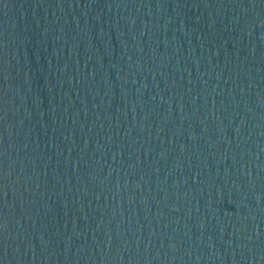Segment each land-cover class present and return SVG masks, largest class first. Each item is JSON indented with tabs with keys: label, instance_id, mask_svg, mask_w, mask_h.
Instances as JSON below:
<instances>
[{
	"label": "water",
	"instance_id": "water-1",
	"mask_svg": "<svg viewBox=\"0 0 264 264\" xmlns=\"http://www.w3.org/2000/svg\"><path fill=\"white\" fill-rule=\"evenodd\" d=\"M0 264H264V0H0Z\"/></svg>",
	"mask_w": 264,
	"mask_h": 264
}]
</instances>
